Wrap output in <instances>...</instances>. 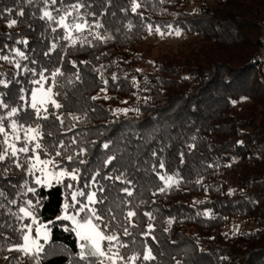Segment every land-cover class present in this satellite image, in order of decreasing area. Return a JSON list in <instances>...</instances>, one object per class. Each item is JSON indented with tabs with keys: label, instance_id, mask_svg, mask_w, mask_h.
Segmentation results:
<instances>
[{
	"label": "trees",
	"instance_id": "obj_1",
	"mask_svg": "<svg viewBox=\"0 0 264 264\" xmlns=\"http://www.w3.org/2000/svg\"><path fill=\"white\" fill-rule=\"evenodd\" d=\"M135 2L136 12L133 0H0V56L13 61L0 59L7 84L0 85V101L8 105L0 117L21 109L13 119L40 124L49 154L61 151L55 158L63 167L80 169L79 181L41 186L27 167L0 163V264H96L95 257L81 259V241L60 218L73 190L96 192L102 203L94 207L121 234L126 256L142 257L145 244L151 247L156 259L137 264H264V0ZM75 4L83 7L66 22L90 27L68 38L58 22ZM45 10L53 19H41ZM11 20L17 23L8 27ZM149 25L151 34L158 27L180 35L175 44L148 43ZM57 69L62 75L53 86ZM40 83L61 104L48 106L47 120L30 107ZM81 148L86 152L77 160L64 158ZM160 176L179 184L161 193ZM26 181L35 194L24 195ZM27 200L35 205L34 224L12 214ZM129 210L137 213L136 227L126 220ZM36 223L49 234L39 238L42 250L33 256L9 251L22 243V226ZM149 224L152 236L145 237ZM125 227L131 236L122 235Z\"/></svg>",
	"mask_w": 264,
	"mask_h": 264
},
{
	"label": "snow or ice",
	"instance_id": "obj_2",
	"mask_svg": "<svg viewBox=\"0 0 264 264\" xmlns=\"http://www.w3.org/2000/svg\"><path fill=\"white\" fill-rule=\"evenodd\" d=\"M51 3L55 4L56 0H51ZM83 7L82 4H75L72 6L70 11H66L63 16H61L59 20V26L65 28L69 32V37L71 38V31L75 32H82L85 28H89L90 26L87 23H75L69 25L66 21L68 17L73 15V12H78L79 9ZM140 5L133 0L132 11L136 12L137 8ZM23 15V12L20 13ZM47 18L49 20L53 19L52 13L45 10L41 19ZM16 20H11L8 24V27H12L16 25ZM96 28H101L103 25L97 23L95 25ZM131 27V25H129ZM171 27V26H169ZM149 33L152 32V27L149 25L148 27ZM155 31L161 35L164 33L160 32V29L157 27ZM175 35L179 36L180 31L179 29L175 30ZM97 38L104 39V37H100L97 33ZM111 38V37H108ZM23 43H27L26 41H22ZM76 43L75 40L72 41ZM55 48V45L52 46ZM17 55L23 58V53L17 52ZM0 59L9 60L7 56H0ZM10 63L13 61L9 60ZM75 63V62H73ZM19 67V64L16 65ZM139 71V69H137ZM41 75V80L48 79L44 76L43 73ZM59 75H62L61 71L57 69L55 72L52 73V81L53 86H55V78ZM113 79H116L114 76ZM39 83V82H37ZM107 84V81H104ZM0 85H4L7 87L5 81L0 80ZM101 91H106V89H101ZM56 93L53 92L52 87L44 88L41 85L36 91L32 93L30 107L35 111L37 119L40 120H47L49 118V108L48 106L55 107L59 109L61 104L57 102L54 98ZM98 97H92V99H97ZM23 99V97H21ZM104 99H108L107 96ZM246 99V98H242ZM233 104L236 101H232ZM0 107L8 108L7 104H4L0 101ZM21 109L12 108L10 111L7 112V116L0 117V136L3 137L2 143L3 147H0V163L5 161H11L16 168H24L27 167V171L30 175H35V184L37 185H51L52 182L55 183H63L65 179H70L72 181H79L80 179V169L79 168H65L61 165L60 161H58L55 157H61L63 154L61 151H56L55 157H52L49 154L48 149L43 144V133L41 131V125L37 124L35 127L31 125L20 124L17 122L16 117ZM115 112H123L127 113L130 109H115ZM59 120L60 117L57 116ZM73 120L80 119L79 117L73 116ZM5 121H10V123L5 125ZM63 122V121H61ZM10 130V131H9ZM22 133V135H21ZM23 141V146L17 147V143ZM75 143V141H73ZM61 147L63 148V143H61ZM105 148L108 147L107 144L104 145ZM86 152V149L81 148L80 151L74 155H68L64 157L69 162L75 161L78 159L79 156L83 155ZM48 156L47 159H42L41 154ZM21 154H24L22 157ZM24 159V163H21V160ZM113 157H109L108 160L105 162L106 164L110 163ZM80 164H85V160H79ZM160 167L163 168L164 164L161 163ZM3 171V170H0ZM39 173V175H36ZM99 175V173H96ZM96 175L92 177L93 184L96 182ZM160 179L164 182V187L159 189V192L163 193L167 191L169 188L173 186H178L179 181L175 179L173 176H160ZM199 183V181H198ZM24 187L26 188L27 193H36V188L28 187L27 181L25 182ZM66 187L68 189H73V184H67ZM87 185H85V188ZM103 189H101L102 191ZM128 196L132 195V192L128 189H124ZM231 194V190L229 192ZM4 196L3 192H0V197ZM78 197H86V202H81ZM72 203L69 204L65 202L64 205V215L60 218L62 219H70L76 225L73 229L76 231V234L81 241L80 248H81V259L85 260L89 257L96 258V264H137V261H151L155 260L156 257L152 253L151 247L147 245L144 246V251L142 253V257L140 253H133L131 256H126L123 250L128 248L126 243H123L121 240V234L117 232H113L110 230V226L108 223L104 221V217L100 215L97 209L94 207L97 203H102V201L97 200L96 192H86L84 190H73L71 192ZM10 203L16 204L15 200H11ZM36 204H39V201H36ZM27 206H23L19 208V213H12L13 215H18V218L23 220L24 218H31L33 224L35 223V216H34V207L32 200L26 201ZM79 205V207H77ZM4 205L0 204V208H3ZM74 209V214H69L68 209ZM11 211V210H9ZM111 213V210H109ZM83 214V215H82ZM137 213L135 211L129 210L126 214V220L131 227H136L133 218H135ZM149 219H152L150 213H145ZM208 215V213H205ZM80 217V219H77ZM112 219L115 220V216H112ZM169 226H171L172 221L169 220ZM152 229L153 225H148V230L143 232L142 235L145 237L152 236ZM21 231L23 232L22 240L23 243L14 245L12 248H9V251H20L23 252L27 256H33L38 254L42 250V245L38 242L41 229L36 228V236L33 237L31 235L32 225H23ZM167 231V229H166ZM123 236H131L132 233L130 232L128 227L123 228L122 232ZM152 239H155L152 237ZM7 260L8 257H5Z\"/></svg>",
	"mask_w": 264,
	"mask_h": 264
},
{
	"label": "rangeland",
	"instance_id": "obj_3",
	"mask_svg": "<svg viewBox=\"0 0 264 264\" xmlns=\"http://www.w3.org/2000/svg\"><path fill=\"white\" fill-rule=\"evenodd\" d=\"M195 3H197V2H196V1L193 2L192 7L195 6ZM147 42H148V43L156 42V43H158V45H164V44H168V43H169V44H175V42H176V36H175V34H173L172 32H168V33H165V34H163V35H161V34H159V33L156 32V34H150V35L148 36V38H147ZM41 85H43V83L38 84V85L33 89V92L36 91L38 88H40ZM43 87H44V88H48L47 86H44V85H43ZM33 92H32V93H33ZM31 98H32V94H31ZM68 213H69V214H74V213L69 212V211H68ZM64 214H65V213H64V210H63V212H62V216H63ZM77 219H78V218H77ZM30 220H31V223H33V221H32L31 218H30ZM68 220H69L70 224L72 225V228L74 229V228L76 227V225L73 223L72 220H70V219H68ZM35 222H36V220H35ZM30 225H31V224H30ZM36 228H40V229H41L40 239H42V240H47L48 237H49L47 227H45V225H43V224H38V223H36V224L34 225V228H32V231H31V235H32L33 237L36 236V231L34 232V229H36ZM74 232H75V234H76V231H74ZM76 236H77V234H76ZM77 238H78V236H77ZM78 239H79V238H78ZM38 242H39V241H38ZM22 243H23V241H22Z\"/></svg>",
	"mask_w": 264,
	"mask_h": 264
}]
</instances>
